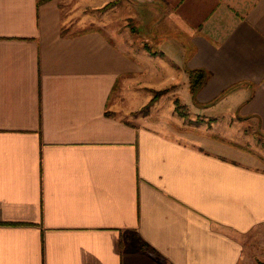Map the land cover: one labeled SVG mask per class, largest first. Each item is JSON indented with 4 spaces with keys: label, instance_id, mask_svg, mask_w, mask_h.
Listing matches in <instances>:
<instances>
[{
    "label": "crops",
    "instance_id": "obj_1",
    "mask_svg": "<svg viewBox=\"0 0 264 264\" xmlns=\"http://www.w3.org/2000/svg\"><path fill=\"white\" fill-rule=\"evenodd\" d=\"M98 2L77 22L72 0H0V264H163L141 241L168 264H240L264 168L109 105L132 114L142 89L168 88L220 136L264 139V0H120L102 20ZM196 68L210 75L194 98Z\"/></svg>",
    "mask_w": 264,
    "mask_h": 264
},
{
    "label": "rangeland",
    "instance_id": "obj_2",
    "mask_svg": "<svg viewBox=\"0 0 264 264\" xmlns=\"http://www.w3.org/2000/svg\"><path fill=\"white\" fill-rule=\"evenodd\" d=\"M119 1L120 0H105L104 4H102L101 0H99L97 5H95L97 7L93 6V13L95 14L93 15V19L102 20L101 16H97L96 13L99 14L101 10L104 11L116 6ZM83 8L84 0H72L71 7L69 9H71V14L74 11L78 14L75 21L80 22L84 18L80 13L83 12ZM132 11L133 9L131 7L124 10L126 14H128L127 12L131 13ZM111 17L116 19V16L112 15ZM126 26L128 27L127 29L129 31L127 32V36H130V38L134 39V41L136 40L137 46L140 47L141 45L139 43L144 42L145 44L143 48H145V45H147L150 48L151 53L152 51L158 52V49H152L149 44L146 43L145 36L147 35V29L141 24L137 23L136 25L135 18L129 17L128 24ZM139 93L140 94L138 96L134 97V100L136 102L135 106L141 107L138 110L134 111V113L132 114L124 113L121 108L122 103L115 95V93L110 99L109 106L113 110L114 114H116L118 117L123 118L124 120H128L130 122H138L142 126H158V130L161 133L173 138H179V140H183L184 138L192 140L190 139V137L199 138L200 141H204L202 144L204 147L203 149L208 152L218 150L215 144L220 145V147L222 145V147L234 149L238 157H240L241 155L247 157V159L242 160L243 162L247 161L254 166L258 165L264 168L263 138H252V136L250 137L248 134L246 135L249 136V138H245L242 135H237L236 138L240 142H236L234 140H231L230 138H226L225 136H220L222 134L230 136L227 132L231 131V128H228L226 130L220 128L219 131H217V129L211 128V124L213 121L212 118H208L204 115L201 116L195 113H188V109L185 110L187 112V115H181L180 113H178V111H176L175 108H173L175 105L174 99L176 97L170 96L169 94L164 96H162L163 94L160 95L155 100L156 102L162 96L157 104L153 102V104L149 106V109H147V111L142 110L144 108V105L147 104L148 101L154 96L155 90H152L150 92L142 89ZM246 131L248 132L249 130ZM215 132H219V134H215ZM238 237L244 244V256L242 257V262L240 264H264V224L257 225L247 233L241 236L238 235Z\"/></svg>",
    "mask_w": 264,
    "mask_h": 264
},
{
    "label": "trees",
    "instance_id": "obj_3",
    "mask_svg": "<svg viewBox=\"0 0 264 264\" xmlns=\"http://www.w3.org/2000/svg\"><path fill=\"white\" fill-rule=\"evenodd\" d=\"M145 48L150 51V48L145 45ZM153 54H162V52L152 51ZM210 73L207 72L204 69L196 68V69H190L189 70V80H190V91L195 98L196 93L204 84L206 83ZM169 89H160L155 90L154 96L148 101L147 104L144 105V108L142 110L147 111L149 109V106L155 102V100L162 94L166 93ZM175 103V109L180 113L181 115L185 116L186 113V105L182 104L178 98L174 99ZM140 250L146 252L147 254L158 258L163 264H168L167 260L151 245L146 243L145 241H141L139 245Z\"/></svg>",
    "mask_w": 264,
    "mask_h": 264
}]
</instances>
